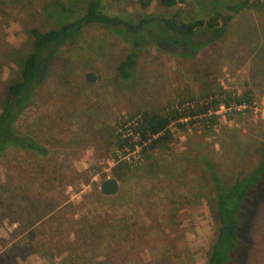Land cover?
<instances>
[{"label": "rangeland", "instance_id": "374dc122", "mask_svg": "<svg viewBox=\"0 0 264 264\" xmlns=\"http://www.w3.org/2000/svg\"><path fill=\"white\" fill-rule=\"evenodd\" d=\"M89 1L0 0V112L29 51L28 31L60 28V8L74 10L64 23L80 19ZM97 1L110 18L137 24L175 16L184 28L199 19L205 27L218 9L219 32L181 37L154 24L138 40L121 26L94 23L49 57L13 135L43 152L14 143L0 155V264H206L218 228L214 184L229 188L264 155L257 150L264 142V0L237 13L225 6L242 0H176L171 8L159 0L147 8L146 0ZM128 55L130 75L117 78ZM217 87L249 90L250 110L221 111L213 123L202 116L173 123L168 150L151 155L158 167L143 157L115 196L100 193L114 178L108 160L118 118L167 113ZM258 185L242 216L245 264H264V180Z\"/></svg>", "mask_w": 264, "mask_h": 264}, {"label": "trees", "instance_id": "16d2710c", "mask_svg": "<svg viewBox=\"0 0 264 264\" xmlns=\"http://www.w3.org/2000/svg\"><path fill=\"white\" fill-rule=\"evenodd\" d=\"M16 1L19 2L22 0ZM248 1L249 0H242L225 7L226 10L237 13L246 7ZM159 2L166 8H171L176 5V0H159ZM140 3L144 8H147L150 4V0H146L145 2L141 1ZM213 3L217 4V0H213ZM73 11V8H60L58 13L55 14V17L61 19L63 23L60 28H52L45 31L31 28L28 31L30 40L29 51L27 55L21 59L17 75L9 81L6 95L3 97L1 103L0 155L14 143H25L22 139L14 138V123L31 100L33 90L39 82V75L42 67L47 64L49 57L59 51L63 45L67 43H77L84 26L94 23H99L103 26H121L127 33L137 36L138 40L144 38L143 35L145 34L151 35V29L154 24L159 30L177 33L181 37L191 35L199 37L207 32L212 34H217L219 32V30L216 29L218 25L216 19L219 17L218 9L211 12L212 16L205 27H203L204 21L199 19L191 23L188 27H185L184 30L176 26L175 16L173 19L161 17L151 19L149 16L140 19L137 24L128 23L120 18H110L102 12L100 2L97 0H90L88 2L86 11L80 19L70 23H64L63 20L66 21ZM230 19L231 17L224 18V22ZM194 29H196V31H194ZM142 32L144 34H142ZM135 42H137V40H135ZM133 64L134 56L128 55V57L116 67L117 78L127 79ZM200 97L202 99H210V106L198 108V111L202 114H206L209 107H212L211 109L216 111L220 105L225 107H231L232 105L247 107L252 104L253 100L249 90L238 95L235 92L223 90L221 87H217L213 90L209 89ZM192 98L193 97H190L188 99L193 100ZM184 100L182 99L180 101L182 102ZM194 115L195 112L192 111L180 113L172 109L167 113L143 112L141 114V122L138 127L139 131H141L140 136H142V139L146 140V136L160 134L143 150V157L148 161V167H158L156 162H151V155H153L154 152H166L168 150V145L171 143L173 137L168 131L169 126L181 119L191 118ZM215 119L216 117L214 115L211 116V123H213ZM189 123L192 124L191 122ZM179 128L183 129V127ZM127 143L128 141L126 139H122L120 135H116L113 148L123 149ZM25 144L29 149L43 152L41 148H36L34 144ZM257 150L259 152H264V142L260 143ZM128 173L129 167L124 163L118 164L112 170V176L117 182L123 181ZM263 180L264 155L260 163L253 170L248 173H241L236 178L234 184L229 188H225L218 183L214 184L215 211L218 228L206 264H245V256L250 244L242 231V216L252 210V203L255 198L254 190L262 189L258 184L260 182L262 183ZM239 260H241V263Z\"/></svg>", "mask_w": 264, "mask_h": 264}, {"label": "built area", "instance_id": "2783aa9c", "mask_svg": "<svg viewBox=\"0 0 264 264\" xmlns=\"http://www.w3.org/2000/svg\"><path fill=\"white\" fill-rule=\"evenodd\" d=\"M196 104H199L200 107L210 106V99L203 98L199 102L192 101L189 104H180L179 106H175L172 110L182 113L186 111L185 109H183L185 108V106L186 109L190 108L194 110ZM211 108L212 107H209L206 114H202L198 111V113H195V115L191 118L202 116L204 118L210 119V117L213 115L217 118V116L221 114V111H223L224 113L231 111H247L249 109V106L237 107L232 105L231 107H225L223 105H220L216 111H213ZM254 113H257L256 110H254ZM188 119L190 118L181 119L177 122L187 123ZM140 122L141 115L128 117L122 116L115 122V136L120 135L121 138L126 139L128 143L124 146L123 149L113 148L112 154L108 160L109 164L112 165L113 168L118 164L123 163L129 168L138 166L143 160V150L148 147L149 143L152 140H155L160 135L146 136V140L142 139V136H140L141 131H139L138 127ZM168 131L170 132L169 128Z\"/></svg>", "mask_w": 264, "mask_h": 264}, {"label": "water", "instance_id": "95a60500", "mask_svg": "<svg viewBox=\"0 0 264 264\" xmlns=\"http://www.w3.org/2000/svg\"><path fill=\"white\" fill-rule=\"evenodd\" d=\"M184 28L182 27L181 30ZM85 80L88 83H93L95 81V76L93 74H86ZM99 191L102 195L106 197H113L119 191V184L116 179L110 177L104 180V182L100 185Z\"/></svg>", "mask_w": 264, "mask_h": 264}, {"label": "flooded vegetation", "instance_id": "af4514ba", "mask_svg": "<svg viewBox=\"0 0 264 264\" xmlns=\"http://www.w3.org/2000/svg\"><path fill=\"white\" fill-rule=\"evenodd\" d=\"M182 27L184 28V26H182ZM182 27H181V28H182Z\"/></svg>", "mask_w": 264, "mask_h": 264}, {"label": "crops", "instance_id": "0c3cea01", "mask_svg": "<svg viewBox=\"0 0 264 264\" xmlns=\"http://www.w3.org/2000/svg\"><path fill=\"white\" fill-rule=\"evenodd\" d=\"M85 147V146H84ZM83 148V147H82Z\"/></svg>", "mask_w": 264, "mask_h": 264}]
</instances>
